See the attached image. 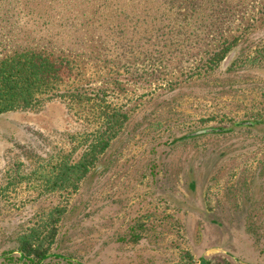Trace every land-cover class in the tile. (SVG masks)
Returning a JSON list of instances; mask_svg holds the SVG:
<instances>
[{
  "label": "rangeland",
  "instance_id": "1",
  "mask_svg": "<svg viewBox=\"0 0 264 264\" xmlns=\"http://www.w3.org/2000/svg\"><path fill=\"white\" fill-rule=\"evenodd\" d=\"M165 1L109 0L95 18L70 0H0V57L46 47L83 73L0 115V264H264V0L229 1L219 64L211 47L187 55L201 26ZM83 25L100 39L77 49ZM79 87L103 101L80 102ZM98 106L128 120L77 189L58 188ZM25 237L43 261L23 256Z\"/></svg>",
  "mask_w": 264,
  "mask_h": 264
},
{
  "label": "trees",
  "instance_id": "2",
  "mask_svg": "<svg viewBox=\"0 0 264 264\" xmlns=\"http://www.w3.org/2000/svg\"><path fill=\"white\" fill-rule=\"evenodd\" d=\"M71 4L83 6L90 10L86 17H100L101 8L111 6L109 0H70ZM171 2L173 10L181 14L188 23L199 22L201 32V44L195 51L189 47L187 55L194 54L196 58L202 56L210 47L212 50L211 60L214 64H219L227 58L231 51L229 38L225 36L224 29L228 25L230 16V0H166ZM238 5H243L242 1L236 0ZM181 11V12H180ZM87 27V25H86ZM85 25L74 29L75 37H69L68 41L74 48L84 47L81 42L76 43L81 38L84 40L90 36L99 40L100 33L96 26L94 32ZM93 29V28H92ZM218 37L215 43V38ZM213 35V36H214ZM78 37V38H77ZM188 47V46H187ZM18 48V49H17ZM13 48L14 51L0 57V115L24 110L39 106L46 98L59 95L62 87H72L73 83L82 81L83 73L80 71L79 63L76 58L57 56L49 52L46 47L33 48L27 47ZM204 59V58H203ZM71 85V86H70ZM80 102L92 103L90 101L101 103L103 101L101 91L95 93V96H89L88 90L83 88L75 89ZM105 104V103H104ZM101 108V110H100ZM100 126L93 133L87 134L84 140L87 148L79 160L74 164L62 162L57 168V187L62 188L68 184L73 189H77L78 182L86 177L96 165L100 156H102L110 147L112 141L117 137L124 124L128 120V115L118 109L98 106ZM64 186V187H65ZM20 251L26 259L33 261H43L48 254V250L43 248L42 242L34 244L29 237L23 238L20 242Z\"/></svg>",
  "mask_w": 264,
  "mask_h": 264
},
{
  "label": "water",
  "instance_id": "3",
  "mask_svg": "<svg viewBox=\"0 0 264 264\" xmlns=\"http://www.w3.org/2000/svg\"><path fill=\"white\" fill-rule=\"evenodd\" d=\"M254 124L251 122H247V123H241L240 126H253ZM200 264H208L207 261L202 260Z\"/></svg>",
  "mask_w": 264,
  "mask_h": 264
}]
</instances>
